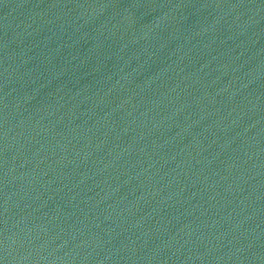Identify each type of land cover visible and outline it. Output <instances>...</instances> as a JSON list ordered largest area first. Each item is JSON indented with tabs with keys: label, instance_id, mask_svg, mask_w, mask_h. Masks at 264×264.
<instances>
[{
	"label": "water",
	"instance_id": "obj_1",
	"mask_svg": "<svg viewBox=\"0 0 264 264\" xmlns=\"http://www.w3.org/2000/svg\"><path fill=\"white\" fill-rule=\"evenodd\" d=\"M0 264H264V0H0Z\"/></svg>",
	"mask_w": 264,
	"mask_h": 264
}]
</instances>
